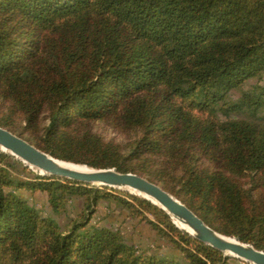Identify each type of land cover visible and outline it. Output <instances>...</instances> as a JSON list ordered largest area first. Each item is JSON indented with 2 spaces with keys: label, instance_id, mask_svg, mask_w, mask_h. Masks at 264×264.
Instances as JSON below:
<instances>
[{
  "label": "trees",
  "instance_id": "16d2710c",
  "mask_svg": "<svg viewBox=\"0 0 264 264\" xmlns=\"http://www.w3.org/2000/svg\"><path fill=\"white\" fill-rule=\"evenodd\" d=\"M0 127L55 159L144 177L264 252V0H0ZM22 192L45 194L52 214ZM102 203L174 252L93 224ZM231 261L145 198L0 150V264Z\"/></svg>",
  "mask_w": 264,
  "mask_h": 264
},
{
  "label": "water",
  "instance_id": "95a60500",
  "mask_svg": "<svg viewBox=\"0 0 264 264\" xmlns=\"http://www.w3.org/2000/svg\"><path fill=\"white\" fill-rule=\"evenodd\" d=\"M0 150L14 156L41 176L57 177L76 183L107 187L145 198L164 210L179 229L199 242L224 253L226 256L237 258L246 263L264 264L263 251L214 231L181 201L166 192L161 186L150 182L144 177L132 173H120L114 169H95L86 165H82L88 168L86 171L66 168L60 165L61 160L55 159L28 141L1 127ZM131 190L143 195L135 194ZM174 220L181 222L188 229L181 228Z\"/></svg>",
  "mask_w": 264,
  "mask_h": 264
},
{
  "label": "rangeland",
  "instance_id": "374dc122",
  "mask_svg": "<svg viewBox=\"0 0 264 264\" xmlns=\"http://www.w3.org/2000/svg\"><path fill=\"white\" fill-rule=\"evenodd\" d=\"M104 134L108 138H112L114 135L106 130ZM32 170V169H31ZM35 173H38L32 170ZM28 174V173H27ZM27 174L16 173V176L24 178ZM32 205L39 209L44 215H51V209L47 203V197L45 194L37 193L31 194L28 192L21 193ZM81 209V204L78 201H74L69 208V216L76 217ZM58 219V217H55ZM59 221L64 224L67 221V216H62ZM93 224L100 226H108L117 229L125 235V237L136 244L142 250H148L151 253L167 254L173 253V249L170 244L156 234L148 225L134 220L128 216L126 212L120 211L114 205L102 203L99 206L97 214L92 220ZM231 264H249L237 258H232Z\"/></svg>",
  "mask_w": 264,
  "mask_h": 264
},
{
  "label": "bare ground",
  "instance_id": "6f19581e",
  "mask_svg": "<svg viewBox=\"0 0 264 264\" xmlns=\"http://www.w3.org/2000/svg\"><path fill=\"white\" fill-rule=\"evenodd\" d=\"M60 165L66 167V168H69V169H72V170H78V171H86L88 168H86L85 166H82V165H76V164H72V163H67V162H64V161H60ZM131 192L135 193V194H139V195H143V194H140L139 192L137 191H134V190H131ZM176 224H178V226H180L181 228H187L186 226H184L181 222L177 221V220H174ZM188 229V228H187Z\"/></svg>",
  "mask_w": 264,
  "mask_h": 264
}]
</instances>
